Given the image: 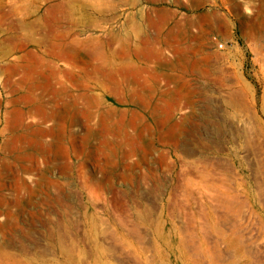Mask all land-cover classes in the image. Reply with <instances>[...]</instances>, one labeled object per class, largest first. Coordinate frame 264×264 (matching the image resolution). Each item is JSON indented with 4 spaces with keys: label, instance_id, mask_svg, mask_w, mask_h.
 <instances>
[{
    "label": "rangeland",
    "instance_id": "1",
    "mask_svg": "<svg viewBox=\"0 0 264 264\" xmlns=\"http://www.w3.org/2000/svg\"><path fill=\"white\" fill-rule=\"evenodd\" d=\"M0 264H264V0H0Z\"/></svg>",
    "mask_w": 264,
    "mask_h": 264
}]
</instances>
